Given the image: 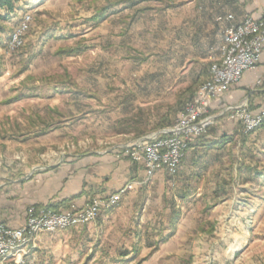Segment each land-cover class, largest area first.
<instances>
[{
  "label": "rangeland",
  "instance_id": "obj_1",
  "mask_svg": "<svg viewBox=\"0 0 264 264\" xmlns=\"http://www.w3.org/2000/svg\"><path fill=\"white\" fill-rule=\"evenodd\" d=\"M136 1L19 0L15 13L2 22L1 49L6 54L9 76L16 82L15 97L22 93L34 96L35 90L31 88L37 86V82L38 86L44 87L37 92L41 91L40 94L45 96L53 92L46 85H57L64 90L58 104L30 103L23 97L12 110L5 111L0 120V175L3 178L13 179V174L26 172L52 151L62 156L72 152L109 151L117 145V140L124 143L119 148L123 151L124 146L175 124L189 101L182 104V97L175 98L173 93H167L156 102L153 94L154 86L170 83L169 78L158 73L161 66L157 65L158 54L169 48L170 16L167 12H159L158 1L124 8ZM30 2H39L36 11L26 8ZM110 4H117L111 9L115 12L113 17L109 18L108 12L101 23L88 22ZM138 13L145 15L133 25L131 18ZM26 14L32 16V21L23 36V44L18 50L9 52V38ZM124 21L133 25L126 37L121 33L123 24L127 27ZM53 28L56 36L43 44L44 56L38 61L28 60L31 42L38 39V33L41 35L43 30ZM66 49L78 51L69 55L58 53ZM138 51L143 55L138 56L135 53ZM45 87L47 94L43 91ZM14 91V88L10 90L11 93ZM10 92L2 91L0 95L9 96ZM73 92L80 101L71 100L70 93ZM121 98H124L123 108H127V112L123 109L115 114L113 110L121 107ZM166 117L170 119L167 121ZM120 118L123 120L119 121ZM62 122L69 125L64 133H60L62 135L26 139L32 130H47L49 125ZM165 122L170 126L162 125ZM117 130L128 133L142 130L145 135H133L121 141L113 136ZM218 176L219 171L214 170L210 179L193 187L191 198L185 201L173 197L168 201L163 199L162 210H158V195L149 197L154 204L151 206L154 222L136 228L137 231L129 227L111 229L109 264H264V213L257 218L240 217L247 207L263 212L264 201L233 198L222 204L218 199L220 186L215 184ZM5 182L8 181L3 179L2 183ZM229 187L223 189L226 195L234 192V187ZM168 205L175 210L166 211ZM231 208L239 209L238 215L231 214ZM240 219L244 220L243 224ZM248 224L251 229L246 227ZM60 231L65 230L56 233ZM164 238L167 242L162 241ZM63 252L52 255V259H44L45 253L32 264H65V259H61Z\"/></svg>",
  "mask_w": 264,
  "mask_h": 264
},
{
  "label": "crops",
  "instance_id": "obj_2",
  "mask_svg": "<svg viewBox=\"0 0 264 264\" xmlns=\"http://www.w3.org/2000/svg\"><path fill=\"white\" fill-rule=\"evenodd\" d=\"M152 1L159 2L157 4L159 12H167L170 16L169 48L158 54L157 58L159 60L157 65L161 66L158 73L161 77L163 75L169 78L170 83L161 82L160 86H154L156 102L162 100V96L167 93H173L175 98L178 95L182 97V104L192 100L199 87L210 77L211 64L220 58L224 29L229 25H237L250 16L264 20V0H137L125 5L124 8ZM39 2H30L26 8L36 11ZM111 11L109 18L115 14L113 10ZM230 14L234 17L232 21H218L219 17L225 18ZM143 15L145 13H138L135 18H131L133 25L135 21L142 20ZM124 23H127V27L125 28L123 24L121 33L126 37L131 33L132 23L126 21ZM54 30V28L43 30L41 35L38 33V39L31 42L32 50L27 56L28 60L38 61L44 56L43 44L51 36L52 38L56 36ZM1 43L2 37H0V93L10 92L13 88L15 91L10 92L9 96L0 95V120L5 111L12 110L22 100L15 97L16 82L7 71L6 54L1 49ZM39 45L40 47H37ZM135 53L138 56L143 55L139 51ZM130 57L137 59L136 56H128ZM30 69H33V66H30ZM180 81L183 88L178 85ZM35 84L37 86L31 89L35 90L37 95L30 97L27 95L25 101L59 103V97L64 92L61 87L46 85L53 92L45 96L44 93L40 94L41 91H38V94L37 90L42 86H38V82ZM46 87L43 91L47 94ZM70 95L74 102L81 100L75 92ZM121 99L119 100L121 107L113 110L115 114L124 110L127 112V108H123L124 98ZM244 101L248 102L253 114L264 109V50L258 66L244 74L228 94L211 103L210 112L217 117L216 124L206 135L190 143L175 176L161 170L148 180L143 166L122 156L119 148L124 143L119 140L117 145L109 148V151L72 152L64 156L52 151L43 155L41 161H37L26 172L13 174V179H6L0 175V223L15 228L25 223L27 210L31 207L64 211L71 206L82 207L92 199L107 198L126 190L119 204L102 211L95 223L57 233L42 234L38 237L36 250L24 258V264H32L37 257L41 258L45 253L44 259L48 257L52 259L62 250L64 254L61 259H65V264L69 261L73 264H109L111 229L129 227L136 230L154 222L152 221L154 212L151 208L154 204L149 197L158 195L160 205L158 210L163 208L161 202L163 199L168 201L173 197L177 201H185L191 198L193 187L210 179L214 170L219 171L215 184L220 186L218 199L222 204L233 198H244L245 201H255L257 198L259 202L264 201V124L252 133H245L240 123L231 120L228 114L224 113L226 108ZM168 119L170 118H165L167 121ZM165 123L162 125L170 126ZM68 126L62 122L55 126L49 125L50 129L47 130L37 128L30 131L26 139L59 136ZM133 135L142 137L145 134L142 130L139 133L117 130L113 134L115 139L121 141ZM3 179L8 182L2 183ZM229 185L234 187V192L226 195L223 189H228ZM247 208L244 214L240 213V217L263 216L264 210L262 212L261 209ZM171 209L175 210V207L172 205L166 207V211ZM229 211L234 216L239 213V209L231 208ZM240 220L243 224L244 220ZM246 227L251 229L249 227L252 226L248 224ZM53 249L55 250L52 252Z\"/></svg>",
  "mask_w": 264,
  "mask_h": 264
},
{
  "label": "built area",
  "instance_id": "obj_3",
  "mask_svg": "<svg viewBox=\"0 0 264 264\" xmlns=\"http://www.w3.org/2000/svg\"><path fill=\"white\" fill-rule=\"evenodd\" d=\"M181 1V0H179ZM233 15L218 21H232ZM32 16L26 14L9 38V52L18 50L28 30ZM264 50V20L246 17L237 25H229L223 32L220 58L213 63L210 77L197 90L180 113L173 126L123 147L122 156L143 166L147 179L164 170L175 176L191 142L206 135L217 121L210 113L213 101L228 94L244 74L259 64ZM233 121L240 123L245 133H252L264 124V109L253 114L247 101L225 110ZM107 198H95L82 207L72 206L64 211L31 207L25 223L11 227L0 223V264H24V258L37 248L39 235L68 228H78L94 222L102 211L117 206L123 193Z\"/></svg>",
  "mask_w": 264,
  "mask_h": 264
},
{
  "label": "trees",
  "instance_id": "obj_4",
  "mask_svg": "<svg viewBox=\"0 0 264 264\" xmlns=\"http://www.w3.org/2000/svg\"><path fill=\"white\" fill-rule=\"evenodd\" d=\"M19 2V0H0V13L2 11H7L8 13L6 14H0V33L3 30V26L1 25L2 22H6V20H8L9 15H11L12 13H15L16 11V5ZM115 5L117 4H110L109 6H107L106 8L102 9L100 12H97L94 16H92L91 18H89L88 22L93 23V24H99L101 23L103 20H105L108 16V12L110 13L111 9L113 7H115ZM77 50H61L58 53L59 54H72L73 52H76ZM30 96V95H29ZM25 97V94L22 93L19 97H17L18 99ZM163 242H167V239H162Z\"/></svg>",
  "mask_w": 264,
  "mask_h": 264
}]
</instances>
